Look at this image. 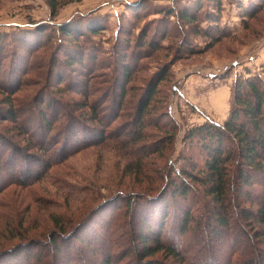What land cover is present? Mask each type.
<instances>
[{"label":"rangeland","instance_id":"rangeland-1","mask_svg":"<svg viewBox=\"0 0 264 264\" xmlns=\"http://www.w3.org/2000/svg\"><path fill=\"white\" fill-rule=\"evenodd\" d=\"M130 1H137L131 10ZM149 1L59 0L56 12L51 14L45 0H0V99L9 94L7 97H11L22 115L18 122L0 115V135L30 151L27 140L20 137L27 124L34 126V122H41L37 114L45 104H50L46 112L52 114L54 124H64L62 130L60 127L52 132L53 136L43 138L49 142L56 137L59 141L53 148L48 147L60 160L49 173L25 186L7 179L11 168L1 174L0 246L14 239L13 249L24 252L29 248L28 243H38L36 237L45 238L54 231L56 225L52 218L56 215L67 230L68 236L60 240H65L68 248H56L59 254H55L53 246H46L48 254L42 264H102L109 255L113 260L122 259L121 248L125 246L139 248L138 240L130 236L133 230L141 229L138 223L145 217H140V211H148L150 215L149 211L162 205L169 212L165 229L169 226L174 232L178 220H171L173 211L180 213L191 205L193 196L186 203L170 197L166 176L169 173L171 178L175 177L174 168L189 167V157L201 164L204 154L200 153L199 140H187V130L207 120L222 122L230 107L234 78L264 69V0L252 10L241 9L247 0H222L223 9L220 4L219 7L208 4L220 15L217 23L232 30L227 33L230 35L216 40L194 35L192 44L196 49L205 44L203 51L194 54H186L183 44L190 35L188 28L180 31L174 16L166 18L157 13L162 7H172L173 3L177 9L188 0ZM87 12V18L93 12L105 19L103 28L93 32L90 38L93 47L87 38L60 41L52 33L39 35L38 28L36 33L31 32L33 22L57 23ZM79 26H84L83 22ZM139 31L146 42L151 39L170 46L152 49L145 42L140 49L136 37ZM160 34L168 35L163 40ZM128 51L132 55H127ZM122 58V63L133 70L124 88L122 107L113 116L115 113L110 109L117 108L115 95L121 82ZM151 76L153 80L147 85ZM7 83H14L16 87L8 92ZM154 83V96L145 111L142 135L134 142L129 139L135 130L132 107ZM91 105L104 118L105 139H96L97 134L91 136L87 131L76 143L71 138L75 126L66 125L67 112L74 117L85 115L81 128L91 125L93 129L96 124L88 117ZM167 125H176L172 138L168 136L171 128ZM82 141V146L62 158L64 151ZM10 151L9 147L3 151L4 155ZM13 162H9L10 167ZM21 166L26 167L25 163ZM246 188L250 199L244 204L254 208L264 198V174H253ZM127 199L139 205L135 216L125 204ZM78 229H82L80 234L76 232ZM16 233L23 239H18ZM76 235L83 238L78 239ZM25 236L36 240L27 241ZM165 239L170 241L167 236ZM173 242L180 247L195 246L190 233L183 238L175 235ZM215 245L217 253L226 249L225 242ZM16 250L7 249L6 253L2 250L0 264H19L21 259L18 262L11 259ZM155 257L162 258L158 254L152 258ZM128 258L124 257L123 261Z\"/></svg>","mask_w":264,"mask_h":264},{"label":"trees","instance_id":"trees-1","mask_svg":"<svg viewBox=\"0 0 264 264\" xmlns=\"http://www.w3.org/2000/svg\"><path fill=\"white\" fill-rule=\"evenodd\" d=\"M147 1L150 2L149 0ZM45 2L51 14L56 12L60 3L59 0H45ZM247 2L246 5L241 3L242 10H252L262 0H247ZM136 4L137 1H130L128 3L129 10ZM174 4L170 8H160L157 13L165 15L166 18L170 15L174 16V23L177 24L176 27L180 28V31L188 28L190 35L189 37H185V42L183 41L186 54L198 53L205 48L204 44L196 49L194 44H192L194 35L200 37L209 36L214 40L230 35L227 33L232 29L220 25L219 22L217 23L220 20V15L208 5L212 4L213 7H219L220 4V8L223 9L222 0H188V3L180 4V7H177V9H175ZM88 14L89 12L73 15L57 23H48L46 21L33 22L31 24V32L34 33L38 28L39 35H49V33H52L60 41H65L72 37H77L78 39L87 38L88 41H91V47H93V40L90 38L94 34L93 32L103 28L105 19L93 12L87 18ZM119 16L118 23L120 26L121 17ZM242 20H245V18L242 17ZM80 22H83L84 26H79ZM74 24H77V26H74ZM50 27L51 29H49ZM167 35L160 34V39L164 40ZM136 37L140 42L139 48L142 49L146 42L145 36L143 37L139 31ZM141 38H144V41H140ZM146 44L152 46V49L154 47L168 48L170 46L169 43L167 46H162L161 43L153 42L151 39L149 41L147 39ZM86 47L91 51L90 46ZM129 54L132 55V51H128L127 55ZM121 55L125 56L124 53H121ZM122 62H124L123 58L120 62V70H122L120 75H122L119 80L121 82L118 84L119 90L115 95L117 108L116 110L114 108L110 109L115 113L113 116H117L116 113H119L122 107L124 88L133 70L127 67V63ZM161 71H165V69L162 68ZM161 79H164V77H160ZM15 80L18 82L19 76ZM152 80L153 76L147 80V85ZM5 86H7L6 90L8 92L14 86L16 87L14 83H7ZM146 89L145 96L138 99V103L136 102L132 107L135 115V130L129 139H132L134 142L142 135L145 126L143 118L154 96L155 83ZM7 96L10 95L5 93L0 99V115L6 116L7 119L13 122H18L21 120V112L14 105L10 99L11 97L8 98ZM49 106L50 104L43 105L42 111L37 114V116H40L41 122H34V126L31 123L27 124L26 129H24V135L20 137L24 141L27 140L30 151L24 145L21 148L15 146L11 140L0 135V181L2 180L1 174L8 168H11L12 170L9 174L7 173V176L9 175L7 179L14 180V182H18L22 186L29 185L34 180L40 179L43 175L49 173L48 170L60 162V160L54 157L50 151L51 149L48 148H53L54 144L59 142L57 138H51L49 142L43 139L44 137L46 139L48 135L50 136L53 131H57L60 127L62 130L64 125L57 126L56 123L54 124L55 121L51 120L53 119L52 114L50 116L46 112ZM263 112L264 69L259 73H252L247 77L238 76L234 78L227 117L220 123L212 120L204 121L189 128L186 132L187 140L195 138L199 140L200 153L204 154L201 157V164L195 161V159L192 160V157H189L187 160L189 167L174 168L175 177L171 178L169 173L166 176L165 180L169 181L167 189L170 192V197H175V199L186 203L193 196L191 205L182 209V212L177 213L176 209L173 211L171 220H178L174 232L172 231V227L168 226L165 229V225H167L166 223L169 220V212L163 210L162 205L159 208L156 206L152 211H149L151 212L150 215H147L148 211H140V217L144 216L145 219H141L140 223H138L141 229L133 230L130 236L134 240H138L139 248L134 247L132 249L129 246H125L121 248V256L129 257L126 261H123L124 257L119 260H113V256L109 255L102 264L117 262H121L122 264H264V198L258 200L254 208L252 206H245L244 204L246 200L250 199V197H247L249 192L246 187L250 184L253 174H264ZM99 113V109L91 105V113L89 116H86L91 121H94L96 126L91 129V125H85L82 129L81 126L84 123L82 122V117L85 115L74 117L67 112L69 117L66 125L72 124L75 126L72 129L71 138H75L76 143L81 141V136L86 134L87 131L91 133V136L97 134L96 139H105L106 123L103 122L104 118L102 119ZM108 114L110 115V112ZM166 117H168L167 114ZM167 127L171 128L168 136L172 138L174 135L172 132L176 130V125H167ZM189 143V146H191V142ZM83 144L82 141V144L75 145L69 151L67 149L62 154V158L64 159L66 155ZM9 147L11 148L10 153H5L4 155L5 150ZM13 148L15 151L12 152ZM2 156L6 157L5 160L1 159ZM12 160L14 162L12 167H10L11 163L9 164V162ZM23 163H25V169H22V166L19 168V165ZM16 167L17 169H15ZM13 171L15 173H12ZM125 202L127 208L128 206L130 207L129 211L135 216L138 212L136 208L139 207V205L137 206V202L130 199H127ZM52 219L56 225L54 231L46 234L47 237L45 238H40L42 235L36 237L39 240L38 243L32 241L27 245L29 248L27 247L24 252L18 253L17 248L13 249L16 245V243L12 244L15 241L13 239V241L0 246V253L3 251L5 253L8 252L6 251L7 249L16 250V254L11 259H14L15 262L21 259L19 264H42V260L48 254L46 246H53L55 254H59L56 248H60V250H63V247L65 249L68 248L65 240H60L61 237H67L68 235H65L67 230H64V225L58 222L57 216L55 215ZM81 230H76L77 234H80ZM188 233L195 240V246L187 244L180 247L177 243L173 242L175 235L183 238ZM16 234L14 236H21L18 233ZM165 235L170 238V241L165 239ZM80 236L76 235L75 237L79 239ZM32 238L25 236V240L27 241L36 240ZM18 239L23 238L18 237ZM217 242L221 243V245L224 242L226 243V249L223 253H217L215 249L217 248L215 245ZM37 247L38 250L35 251ZM155 254H158L163 259L152 258ZM215 254L218 255V258Z\"/></svg>","mask_w":264,"mask_h":264},{"label":"crops","instance_id":"crops-1","mask_svg":"<svg viewBox=\"0 0 264 264\" xmlns=\"http://www.w3.org/2000/svg\"><path fill=\"white\" fill-rule=\"evenodd\" d=\"M226 118V117H225Z\"/></svg>","mask_w":264,"mask_h":264}]
</instances>
